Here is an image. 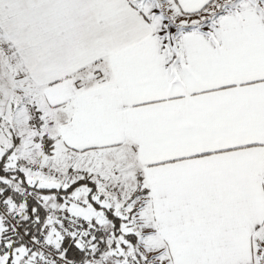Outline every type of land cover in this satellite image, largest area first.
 <instances>
[{
  "label": "snow or ice",
  "instance_id": "snow-or-ice-1",
  "mask_svg": "<svg viewBox=\"0 0 264 264\" xmlns=\"http://www.w3.org/2000/svg\"><path fill=\"white\" fill-rule=\"evenodd\" d=\"M0 264H264V0H0Z\"/></svg>",
  "mask_w": 264,
  "mask_h": 264
}]
</instances>
